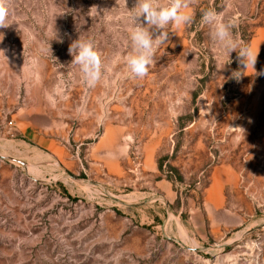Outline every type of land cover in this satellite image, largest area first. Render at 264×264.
<instances>
[{
  "label": "rangeland",
  "instance_id": "rangeland-1",
  "mask_svg": "<svg viewBox=\"0 0 264 264\" xmlns=\"http://www.w3.org/2000/svg\"><path fill=\"white\" fill-rule=\"evenodd\" d=\"M136 5L8 0L0 264H264V0H189L142 79L126 68ZM210 9L254 67L218 48ZM79 39L103 60L94 88Z\"/></svg>",
  "mask_w": 264,
  "mask_h": 264
},
{
  "label": "clouds",
  "instance_id": "clouds-1",
  "mask_svg": "<svg viewBox=\"0 0 264 264\" xmlns=\"http://www.w3.org/2000/svg\"><path fill=\"white\" fill-rule=\"evenodd\" d=\"M189 0H137L134 8V25L129 29L131 51L126 57V68L129 78L142 79L149 73L155 63L157 50L163 45L170 25L180 28L191 21L187 12ZM9 16L8 0H0V28H7ZM143 17L148 27L137 23V18ZM201 22L211 30L210 35L218 48L228 56L237 51L247 67L250 63L254 67L257 53L238 41L233 33L232 25L225 23L214 9L207 10L201 17ZM163 30L153 39L149 28ZM69 54L73 56L72 63L79 66L81 80L88 88L96 87L104 75V64L100 52L90 40H77L69 47ZM238 73H234L236 75ZM238 76V75H237Z\"/></svg>",
  "mask_w": 264,
  "mask_h": 264
}]
</instances>
